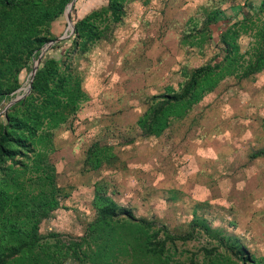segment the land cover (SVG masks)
I'll list each match as a JSON object with an SVG mask.
<instances>
[{"label":"rangeland","instance_id":"rangeland-1","mask_svg":"<svg viewBox=\"0 0 264 264\" xmlns=\"http://www.w3.org/2000/svg\"><path fill=\"white\" fill-rule=\"evenodd\" d=\"M1 133L0 264H264V0H0Z\"/></svg>","mask_w":264,"mask_h":264},{"label":"trees","instance_id":"trees-1","mask_svg":"<svg viewBox=\"0 0 264 264\" xmlns=\"http://www.w3.org/2000/svg\"><path fill=\"white\" fill-rule=\"evenodd\" d=\"M4 1H7V0H4ZM54 60V58L53 57H47V58H45L44 59V62H47V61H53ZM0 139H1V141H0V156H2L3 155V153H4V148H3V146H2V141L3 140H5L6 139V135H5V133H1L0 134Z\"/></svg>","mask_w":264,"mask_h":264},{"label":"bare ground","instance_id":"bare-ground-1","mask_svg":"<svg viewBox=\"0 0 264 264\" xmlns=\"http://www.w3.org/2000/svg\"><path fill=\"white\" fill-rule=\"evenodd\" d=\"M66 14H68V8H67V10H66ZM68 17H69V16H68ZM41 53H42V52H41ZM37 62H38V59L35 58L34 65H36ZM21 94H22V93H21ZM18 96H19V95H18ZM16 100H17V98H16Z\"/></svg>","mask_w":264,"mask_h":264},{"label":"water","instance_id":"water-1","mask_svg":"<svg viewBox=\"0 0 264 264\" xmlns=\"http://www.w3.org/2000/svg\"><path fill=\"white\" fill-rule=\"evenodd\" d=\"M71 3H72V2H71ZM71 3L68 5V11H69V9H70ZM34 71H35V65H34V68H33V72H32V74L34 73ZM18 98H19V97H18Z\"/></svg>","mask_w":264,"mask_h":264},{"label":"crops","instance_id":"crops-1","mask_svg":"<svg viewBox=\"0 0 264 264\" xmlns=\"http://www.w3.org/2000/svg\"><path fill=\"white\" fill-rule=\"evenodd\" d=\"M262 1V0H261Z\"/></svg>","mask_w":264,"mask_h":264}]
</instances>
